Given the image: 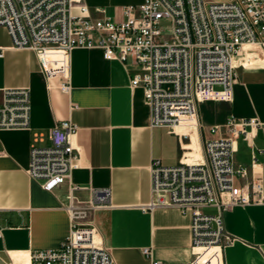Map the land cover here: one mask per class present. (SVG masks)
I'll return each instance as SVG.
<instances>
[{
  "label": "crops",
  "instance_id": "obj_1",
  "mask_svg": "<svg viewBox=\"0 0 264 264\" xmlns=\"http://www.w3.org/2000/svg\"><path fill=\"white\" fill-rule=\"evenodd\" d=\"M82 2L95 17L104 10L122 22L123 9L144 0ZM0 47L5 49L0 90L29 88L32 101L30 129L0 130V264H28L33 251L57 249L71 232V198L85 207L95 191L104 190L111 193L109 206L91 211L89 223L114 264L192 261L190 212L144 209L152 201L153 163L176 167L203 162L204 143L228 138L225 124L232 116L264 124V54L246 46L234 61L232 101L202 103L199 127L171 129L151 126L143 90L131 85L135 69L129 63L107 61L99 49H77L72 53L71 91L64 95L55 81L48 85L36 54L12 48L3 28ZM64 120L78 127L74 144L79 167L70 181L47 192L29 176L30 150L49 147L51 130ZM214 126H220V132L212 133ZM253 134L250 142L238 140L235 163L249 170L243 182L259 179L264 186V130L254 129ZM203 212L215 215L217 209ZM223 217L234 241L223 251L222 261L215 250L206 251V257H213L214 264H264V206L236 207Z\"/></svg>",
  "mask_w": 264,
  "mask_h": 264
},
{
  "label": "built area",
  "instance_id": "obj_2",
  "mask_svg": "<svg viewBox=\"0 0 264 264\" xmlns=\"http://www.w3.org/2000/svg\"><path fill=\"white\" fill-rule=\"evenodd\" d=\"M96 13L100 17L82 0H0V28L7 31L12 48L36 54L48 85L55 81L64 95L71 91L72 53L77 49H99L107 61L129 63L135 69L131 85L143 90L152 127H192L193 119L199 127L200 104L232 101L234 61L244 48L264 54V0H144L125 7L122 22L104 10ZM4 52L0 47V58ZM31 111L29 88L0 90V130L30 129ZM257 128L264 130V124L232 116L225 124L228 138L204 143L203 162L176 167L153 163L152 201L144 209L190 212L194 258L185 264H214L205 254L210 249L222 261L234 241L226 232L224 213L264 206L262 181L243 182L249 170L235 163L238 140L250 142ZM220 130L211 128L212 133ZM77 132L71 121H60L51 130L49 147H31L28 173L45 191L70 181L79 167ZM110 197L109 190L95 191L85 207L71 198L69 237L57 249L33 251L28 264H114L89 223L91 211L108 207ZM205 208L217 213L205 214ZM143 253L150 255L148 249Z\"/></svg>",
  "mask_w": 264,
  "mask_h": 264
},
{
  "label": "bare ground",
  "instance_id": "obj_3",
  "mask_svg": "<svg viewBox=\"0 0 264 264\" xmlns=\"http://www.w3.org/2000/svg\"><path fill=\"white\" fill-rule=\"evenodd\" d=\"M189 123H190L191 125H195V121H194V119H193V120H190ZM181 127H182V126H181ZM210 250H212V249H210ZM207 251H209V250H207Z\"/></svg>",
  "mask_w": 264,
  "mask_h": 264
},
{
  "label": "rangeland",
  "instance_id": "obj_4",
  "mask_svg": "<svg viewBox=\"0 0 264 264\" xmlns=\"http://www.w3.org/2000/svg\"><path fill=\"white\" fill-rule=\"evenodd\" d=\"M207 1H212V0H207Z\"/></svg>",
  "mask_w": 264,
  "mask_h": 264
}]
</instances>
